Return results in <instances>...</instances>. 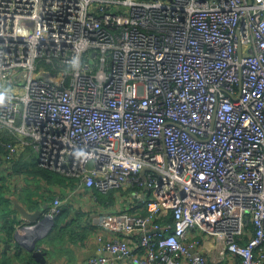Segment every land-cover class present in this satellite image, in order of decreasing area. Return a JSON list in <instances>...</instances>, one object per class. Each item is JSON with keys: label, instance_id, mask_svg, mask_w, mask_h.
<instances>
[{"label": "built area", "instance_id": "2783aa9c", "mask_svg": "<svg viewBox=\"0 0 264 264\" xmlns=\"http://www.w3.org/2000/svg\"><path fill=\"white\" fill-rule=\"evenodd\" d=\"M5 133L0 167L30 149L128 192L136 212L99 217L115 258L264 264V0H0Z\"/></svg>", "mask_w": 264, "mask_h": 264}, {"label": "crops", "instance_id": "0c3cea01", "mask_svg": "<svg viewBox=\"0 0 264 264\" xmlns=\"http://www.w3.org/2000/svg\"><path fill=\"white\" fill-rule=\"evenodd\" d=\"M27 152L23 151L21 162L22 154L12 167H0V264H41L25 247L35 243L36 248L45 253V264H87L90 258L100 256L114 258V264H131L107 252L105 246L112 233L99 218L121 207L134 213L136 209L131 208V202L116 190L102 193L79 181L69 184L70 181L45 179L37 170L29 175L26 171L33 170V166ZM57 196L63 200L64 211L59 218L51 219L46 213ZM15 199L28 212L40 210L42 215L35 221L24 220L15 209ZM10 228L14 229L13 233L9 232ZM129 239L134 242L132 237ZM137 251L144 254L143 250ZM202 252L209 257V264H217L211 250L202 249ZM238 263L237 257L228 255L219 264Z\"/></svg>", "mask_w": 264, "mask_h": 264}, {"label": "water", "instance_id": "95a60500", "mask_svg": "<svg viewBox=\"0 0 264 264\" xmlns=\"http://www.w3.org/2000/svg\"><path fill=\"white\" fill-rule=\"evenodd\" d=\"M18 77L22 80H26L27 78V73H21L18 75ZM34 78H38V79H43L45 81L48 82H52L55 83L56 85H60V83L63 80V76L62 74H59L57 76L53 75L50 71L45 70L44 68H41L40 71L36 74L33 75ZM3 167H6L5 165H3ZM1 169V168H0ZM15 209H17L21 215L22 218L26 221H35L37 220L40 215H42V211L38 210L35 213H30L27 211V209L21 205L19 203V201L17 199H15ZM35 243V242H34ZM36 244V243H35ZM33 244L32 246H25L27 249H29L30 251L33 252V257L41 264H45L46 263V257H45V253H43L42 251H40L39 249H37L36 245Z\"/></svg>", "mask_w": 264, "mask_h": 264}, {"label": "trees", "instance_id": "16d2710c", "mask_svg": "<svg viewBox=\"0 0 264 264\" xmlns=\"http://www.w3.org/2000/svg\"><path fill=\"white\" fill-rule=\"evenodd\" d=\"M9 141V137L7 136V134L5 133V134H3V135H0V152H3V147H2V145H1V143L2 142H8ZM24 151H25V149H24ZM22 156V158H21V160H20V162L22 161V159L24 158L23 156V154L21 155ZM20 156V157H21ZM31 164V167L33 166V170H30V171H26V173H30L29 175H33V174H35L36 173V171L35 170H37V173H40L41 175H43V178H47V179H54V180H56V181H58V182H68V181H70V183L69 184H74L75 183V181H79V179H77V178H74V177H71V176H66V175H63V174H61V173H59V172H54V171H50V170H48V169H45V168H42V167H40L39 165H38V163H30ZM27 167H30V165L29 164H27L26 165ZM28 169H30V168H28ZM117 191V193H121V195L122 196H125V195H127L128 194V192H125V190L124 191H122V190H116ZM54 199V198H53ZM132 209H134V208H132ZM63 214V213H62ZM61 214V215H62ZM60 215V216H61ZM57 218H59V216L57 217ZM56 218V219H57ZM170 218H171V216H170ZM171 220V219H170ZM249 227L251 228V230H250V232L249 233H253L254 232V225L253 224H249ZM55 229H56V227H55ZM13 228H10V230H9V232L10 233H13ZM52 238L54 237V236H51ZM249 239V235H247L246 236V238H245V241H247Z\"/></svg>", "mask_w": 264, "mask_h": 264}, {"label": "rangeland", "instance_id": "374dc122", "mask_svg": "<svg viewBox=\"0 0 264 264\" xmlns=\"http://www.w3.org/2000/svg\"><path fill=\"white\" fill-rule=\"evenodd\" d=\"M25 151H28L27 154L30 156L28 159L30 160V163H38L39 155L36 152L31 151L30 149H26Z\"/></svg>", "mask_w": 264, "mask_h": 264}, {"label": "clouds", "instance_id": "9594fccd", "mask_svg": "<svg viewBox=\"0 0 264 264\" xmlns=\"http://www.w3.org/2000/svg\"><path fill=\"white\" fill-rule=\"evenodd\" d=\"M3 166V165H2Z\"/></svg>", "mask_w": 264, "mask_h": 264}]
</instances>
